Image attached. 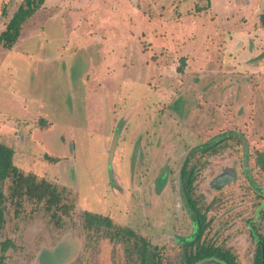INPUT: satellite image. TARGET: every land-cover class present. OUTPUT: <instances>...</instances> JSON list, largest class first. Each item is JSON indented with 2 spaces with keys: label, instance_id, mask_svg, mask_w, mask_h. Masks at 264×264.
Masks as SVG:
<instances>
[{
  "label": "rangeland",
  "instance_id": "obj_1",
  "mask_svg": "<svg viewBox=\"0 0 264 264\" xmlns=\"http://www.w3.org/2000/svg\"><path fill=\"white\" fill-rule=\"evenodd\" d=\"M87 1L43 0L17 21L13 46L0 44V142L78 202L60 229L42 203L25 201L18 217L6 205L2 239L14 248L4 264H139L132 242L85 230L84 210L160 247L162 264H186L188 158L205 238L254 264L251 228L264 237V56H247L248 10L234 7L243 1L210 0L199 12L206 0ZM23 3L0 0V33ZM237 32L243 44L229 41Z\"/></svg>",
  "mask_w": 264,
  "mask_h": 264
},
{
  "label": "trees",
  "instance_id": "obj_2",
  "mask_svg": "<svg viewBox=\"0 0 264 264\" xmlns=\"http://www.w3.org/2000/svg\"><path fill=\"white\" fill-rule=\"evenodd\" d=\"M42 4L43 0H24V3L19 5L5 30L0 33L2 47L10 49L13 46L18 36L15 31V28L19 27L17 21L21 23L22 16L26 18L32 16ZM196 11L199 12L201 9L197 8ZM2 14L4 15L5 12L3 11ZM13 155L14 150L0 142V264H4L6 252L14 248L10 239H2L6 205L11 206L14 217H18L24 211L25 201L42 203L45 213L49 214L50 221L58 229L63 226L61 217H69L75 211V205L64 197L63 187L60 188L57 184L39 178L33 173L24 172L13 163ZM46 160L50 163L55 162L54 159L47 157ZM190 161V158L186 159L180 170L181 195L194 219L192 236L186 240L184 245L186 264H237L235 257L228 250L215 246L212 241L205 238V232L210 227V220H207L206 213L201 212L193 199L196 165L191 164ZM5 183H8V194L3 191ZM261 198L264 201V196ZM81 217L82 226L87 231L99 232L103 229L111 241L132 242V248L137 254L139 264H162L161 248L152 246L130 228L116 225L107 216L87 211H83ZM250 237L257 248L254 254V264H264V237L256 234L253 228H251Z\"/></svg>",
  "mask_w": 264,
  "mask_h": 264
},
{
  "label": "crops",
  "instance_id": "obj_3",
  "mask_svg": "<svg viewBox=\"0 0 264 264\" xmlns=\"http://www.w3.org/2000/svg\"><path fill=\"white\" fill-rule=\"evenodd\" d=\"M207 1V0H206ZM242 1H243V4H242ZM211 3L210 0L207 1V5L205 8L201 9V11L203 10H210L211 9V5L209 4ZM238 3H241L242 5H237V6H234V7H237V8H245V10H248V12L246 13V15H242V16H248L249 17V23H246L245 26L247 25V28L249 26L252 27L253 29V34H252V37H250V39L247 40V56H254L253 58L255 59H258L257 58V54H261L264 56V46H262V42L264 44V27L261 23V17L264 16V0H241L238 1ZM86 4H90L89 0L87 1ZM262 9V10H261ZM196 11V10H195ZM238 33V32H237ZM236 35H233V36H230L231 38L228 37L229 41L230 42H233V44H243L244 40L241 39V36L243 37V35H241L240 33H238ZM250 36V35H249ZM227 39V40H228ZM260 44L261 48L259 50L260 53H257L258 52V45ZM262 49V50H261ZM262 52V53H261ZM256 55V56H255ZM246 58V56H245ZM182 61V65L185 66V68H187L185 71V73H190L192 70H193V67L191 66V64L188 62V60H186L184 57L180 59ZM237 63H235L236 65ZM248 71H252L250 68H246ZM194 71V70H193ZM195 72V71H194ZM195 76V75H194ZM203 77L202 74H198V78L201 80V78ZM197 77H194V79L196 80ZM198 81L199 83L197 84L198 85V88L200 85L204 84L202 81ZM200 84V85H199ZM201 91H204V88L201 87L200 88ZM14 159H17V162L19 160H21L23 162V165H25L26 169H23L22 167H20L21 170H23L24 172H30V173H33L32 171H30V167L29 165H27V163L29 162V159H28V162L26 161L27 157L25 155H21L20 157H17L16 153L14 152V155H13V162H14ZM31 160V159H30ZM49 162V161H48ZM19 168V167H18ZM35 174V173H33ZM41 178H44L46 179L47 181L49 182H53L54 183V180L51 181L49 180L48 178H45L44 176L41 177ZM56 182V181H55ZM63 187H65L66 189H69V187L67 186H64L62 185ZM78 202H76L75 204V209H77L78 205H77ZM83 211V210H82ZM86 211V210H84ZM109 217V216H107ZM111 220H114V218L112 217H109Z\"/></svg>",
  "mask_w": 264,
  "mask_h": 264
},
{
  "label": "water",
  "instance_id": "obj_4",
  "mask_svg": "<svg viewBox=\"0 0 264 264\" xmlns=\"http://www.w3.org/2000/svg\"><path fill=\"white\" fill-rule=\"evenodd\" d=\"M261 23H262V25L264 27V16L261 17ZM114 148H115V141H113V143L111 144L110 151H109V159L113 155Z\"/></svg>",
  "mask_w": 264,
  "mask_h": 264
},
{
  "label": "flooded vegetation",
  "instance_id": "obj_5",
  "mask_svg": "<svg viewBox=\"0 0 264 264\" xmlns=\"http://www.w3.org/2000/svg\"><path fill=\"white\" fill-rule=\"evenodd\" d=\"M243 165H244V164H243ZM221 169H222V168H220L219 170H221ZM220 172L222 173V171H220ZM219 176H221V175L219 174ZM219 176H218V177H219ZM212 186H213V185H212Z\"/></svg>",
  "mask_w": 264,
  "mask_h": 264
}]
</instances>
